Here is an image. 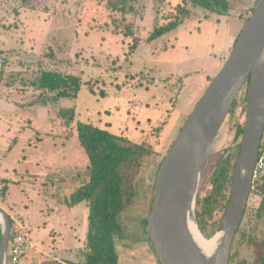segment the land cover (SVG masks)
<instances>
[{"label": "rangeland", "instance_id": "obj_1", "mask_svg": "<svg viewBox=\"0 0 264 264\" xmlns=\"http://www.w3.org/2000/svg\"><path fill=\"white\" fill-rule=\"evenodd\" d=\"M180 1L134 0V9L127 14L132 33L125 36L114 29L116 19L107 11L106 0H32L30 5L0 0V204L7 198L4 180L16 184L8 191V208L3 206L13 215L12 227L22 224L34 240L19 264L84 260L87 203L73 209L64 203L88 178L89 160L77 140V122H91L150 147L134 180L133 203L120 216L124 235L115 237V245L119 264H160L144 219L160 165L191 103L203 92L199 89L205 83V68L200 71L198 58L208 48L204 53L199 48L222 37L225 23L229 28L236 24L241 31L245 6L250 3L253 11L258 0H228L229 17L189 6L182 24L148 42L149 32L165 23V16H173ZM239 15L242 20L234 17ZM246 15L247 11L244 23ZM42 70L80 76L77 97L49 99L52 93L38 87ZM179 76H185L183 82ZM246 106L244 85L213 141L196 201L211 194V172L217 163L229 167L235 163L241 142L236 132L244 125ZM69 107H74L75 116L66 122L60 111ZM225 202V197H218L212 211L201 216L205 238L215 233L211 225L218 227ZM260 205L261 196L250 193L232 264L256 255L254 243L264 240ZM66 211L77 220L70 222L72 230L78 225L77 234L48 227L53 218L68 228ZM70 238L81 242L66 244Z\"/></svg>", "mask_w": 264, "mask_h": 264}, {"label": "water", "instance_id": "obj_2", "mask_svg": "<svg viewBox=\"0 0 264 264\" xmlns=\"http://www.w3.org/2000/svg\"><path fill=\"white\" fill-rule=\"evenodd\" d=\"M247 82L246 117L228 201L215 233L208 239L218 232L221 235L213 252L207 255L197 243L190 222L203 235L195 213L199 188L213 141ZM263 130L264 0H258L228 56L192 107L160 165L147 228L162 264H229L232 242L253 191L251 172ZM9 239V216L0 206V264H6Z\"/></svg>", "mask_w": 264, "mask_h": 264}, {"label": "trees", "instance_id": "obj_3", "mask_svg": "<svg viewBox=\"0 0 264 264\" xmlns=\"http://www.w3.org/2000/svg\"><path fill=\"white\" fill-rule=\"evenodd\" d=\"M20 1L23 5H30L32 2V0ZM133 1L106 0L107 11L113 14L116 20L120 19L118 22L113 20L114 29L122 32L125 36L132 33L127 14L134 9ZM192 5L224 15L231 7L228 0H181L175 5L176 13L170 17L165 16L166 22L155 25L146 40L153 41L182 24L189 16V6ZM81 84L82 80L78 75L42 70L38 87L43 90V93H52L49 95V99L58 101L60 98H76ZM247 86L248 82L246 88ZM90 90L92 92L91 88ZM60 112L66 122L72 121L75 116L74 107L65 108ZM76 131L77 140L89 160L88 178L65 198L64 203L68 207H74L81 202H86L88 214L84 260L72 264H119L115 237L124 235L120 216L123 210L133 203L134 180L142 159L151 154V149L144 143L132 141L91 122H77ZM242 133L243 126L237 129L236 136L241 139ZM234 164L229 167L228 164L217 163L211 172V194L204 197L201 202L196 201L197 223L205 235L207 233L204 231L201 216L203 218L204 213L212 211L218 197L226 199L223 206L225 212L229 195L228 186ZM6 183L7 180H4L2 188L6 189ZM258 188L264 194V184ZM198 203L201 204V208H198ZM262 206L264 207V203ZM9 222L11 230L12 219L10 217ZM144 224L147 226V218L144 219ZM216 228L217 224H212L211 233ZM6 264H11L8 254ZM160 264L162 263L160 262Z\"/></svg>", "mask_w": 264, "mask_h": 264}, {"label": "crops", "instance_id": "obj_4", "mask_svg": "<svg viewBox=\"0 0 264 264\" xmlns=\"http://www.w3.org/2000/svg\"><path fill=\"white\" fill-rule=\"evenodd\" d=\"M248 4L249 5L245 6V12L243 14V21H242L243 24H244V16L246 14V11L248 9H250V7L252 6L250 3H248ZM251 9H252V7H251ZM224 17H229V16L228 15H224ZM234 17L237 18V19H239V20H242V17L240 15L239 16H234ZM226 21H228V20L226 19ZM225 28L226 29H223V35H222V37H218L217 38L218 40L215 37L213 44L201 45V48H199V50L201 51V53H204L205 48H208L207 53L204 56L201 55L198 58V66H201L200 67V71H203V69L205 68V70L203 72L205 74V79H204L205 80V83H202L200 85V86H202V88L199 89V92L200 91H203L204 92V90L206 89V87L209 84V80L216 74L217 70L223 64L226 56L228 55V53L230 52V50L232 48V45H233L235 39L237 38V36H238V34L240 32V28H238V25H236V24H234V26L232 28H229L228 23H225ZM219 29L220 28L217 26V30H219ZM203 64H205V67H203ZM187 74H190V73H187ZM187 74H185V76ZM185 76H179L180 82H183V79H184ZM203 92H200V93H203ZM196 102H197V100L195 101V103ZM195 103L194 102L191 103L188 112L191 111V109L195 105ZM47 157L49 158V156H46V158H42L41 160H43V162H44V161H46L45 159H48ZM53 165H55V164H52L51 166H53ZM1 177H4V178H6L8 180H11V181H14V182H17V180H18V179L15 180V178H13V176L11 177L9 175L8 176H4V175L1 174ZM13 186L16 187V184L10 183V182L7 183V198L4 201V203H3L6 206V208H8V204H7V202H8V191H9L10 187H13ZM3 204H0V206L5 210V212L8 214V216H10V217L13 216V215L10 214L9 209L8 210L5 209V207L3 206ZM77 205H79V204H77ZM77 205H75V206H77ZM13 208L14 209H17L15 207H13ZM65 208L66 209L67 208L69 209L71 207L66 206ZM73 208H71V209H73ZM67 214H69V211H66V212L63 213L64 219L69 224L68 228H65L67 225H63L61 227L60 224L58 223V220L53 219V218H51V220L48 221V227L49 226H50V228L57 227L56 228L57 231H63L65 234L68 233L69 235H70V233H73V234H74V232L76 233L77 232L78 225H76L75 228H74V230H72V227H71L72 224L70 225V222L73 219V221H75V223H76L77 220L75 218H72V216H69V215L67 216ZM67 231H69V232H67ZM85 231H87V225L85 227ZM31 237H32L31 236V232H30V235H29V232H28V244H29L28 246H29V248H33L34 247V243H33L34 240L32 239V241H31ZM85 237H86V232H85L84 240H85ZM80 242L81 241L78 238H70V240L67 239V241L65 243L66 244H69V245H75L76 243H80ZM24 253H26V251ZM54 263L55 264H72L74 262H71V261L70 262H66V261L60 260V262H56L55 261Z\"/></svg>", "mask_w": 264, "mask_h": 264}, {"label": "built area", "instance_id": "obj_5", "mask_svg": "<svg viewBox=\"0 0 264 264\" xmlns=\"http://www.w3.org/2000/svg\"><path fill=\"white\" fill-rule=\"evenodd\" d=\"M251 11H252L251 8L247 10V15H246L247 18L248 16H250ZM263 184H264V130L262 133V137L260 139L257 157L251 172L252 188L259 187ZM28 245H29L28 229L22 224L16 223V225H13L12 229L10 230V239L8 245L9 248L7 253L10 258L11 264H19L20 259L22 258Z\"/></svg>", "mask_w": 264, "mask_h": 264}, {"label": "flooded vegetation", "instance_id": "obj_6", "mask_svg": "<svg viewBox=\"0 0 264 264\" xmlns=\"http://www.w3.org/2000/svg\"><path fill=\"white\" fill-rule=\"evenodd\" d=\"M258 189H259L258 187L253 188V191L251 193H256V194H259L261 196V205L259 207V210H260L259 213L264 219V207L262 206V204L264 203V194L261 193ZM247 203H248V201H247ZM246 208H247V205H246ZM245 212H246V209H245ZM245 212H244V215H245ZM244 215H243L242 221H241V223H240V225H239V227H238V229H237V231L235 233V236H234V239H233V242H232L231 251H230V258H229V264H232V260H233L234 255H235L234 246L236 244L237 234L239 233L241 224H242L243 219H244ZM249 241H253V238H250ZM254 244H255V248L254 249H255L256 255L250 257V259L249 258H245V260L241 261L239 264H247L249 262H251L252 264H264V240H261L260 242L254 243Z\"/></svg>", "mask_w": 264, "mask_h": 264}, {"label": "bare ground", "instance_id": "obj_7", "mask_svg": "<svg viewBox=\"0 0 264 264\" xmlns=\"http://www.w3.org/2000/svg\"><path fill=\"white\" fill-rule=\"evenodd\" d=\"M190 228L202 251L207 255L212 253L217 245L221 232H218L213 238L207 239L198 231L197 226L193 222H190Z\"/></svg>", "mask_w": 264, "mask_h": 264}]
</instances>
